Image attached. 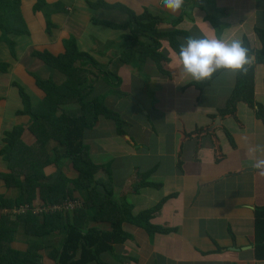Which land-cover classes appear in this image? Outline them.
Listing matches in <instances>:
<instances>
[{"label": "crops", "instance_id": "1", "mask_svg": "<svg viewBox=\"0 0 264 264\" xmlns=\"http://www.w3.org/2000/svg\"><path fill=\"white\" fill-rule=\"evenodd\" d=\"M47 1L56 7V28L51 33L47 32L45 15L33 11L36 0L23 2L22 12L30 30L25 37L30 48L63 54L64 40L75 34L81 51L98 63L94 93L119 111L124 121L119 125L100 115L83 131L82 143L100 167L95 172L97 178L109 180L107 186H101L107 194L104 200L96 195L93 207L76 214L90 200L88 187L77 189L74 197L60 203L77 199L82 203L79 208L33 212L37 216L62 212L61 233L37 238L27 234L21 222L13 247L24 250L33 243L41 245L43 264H264V175L252 167L256 158H264L254 151L256 145H264V64H256V56L251 55L247 67L254 66L255 104L239 100L234 110L227 102L238 74L222 71L200 87L182 76L177 67L179 44L187 36L229 38L236 34L254 50L261 49L258 30H264V0H185L175 13L164 8L160 0H105L122 4L137 15L147 10L160 18L159 32H177L156 37V51L163 55L160 63L151 54L144 60L138 51L131 50V42L124 37L130 35L129 29L97 25L101 30L98 35L106 36L99 40L105 42L104 49L89 37L92 18L102 11L114 16L115 9L90 10L88 1L98 0H77L74 5L71 0ZM118 12L120 22L108 21L124 24L128 16ZM82 43L87 50L81 48ZM7 49L10 58L18 60L19 55L15 58ZM12 67L27 82L28 65ZM35 92L34 99L40 101L44 90L37 86ZM70 98L61 105V114L65 109L78 113V96ZM31 123L30 115L0 116V149L4 131L16 124L26 126L23 138L28 145L35 144L37 136L31 130L35 124ZM49 144L42 148L43 154L61 158L59 164L45 167V173L52 180L62 170L73 179L77 177L71 157L64 156V145L58 141ZM7 165L0 156V173L9 172ZM21 192L19 186L7 188L0 178V202L4 194L16 198ZM100 201L105 204L99 209ZM54 204L44 203L38 192L32 207ZM2 212L7 209L0 207ZM147 213L150 216L145 220ZM115 217L123 219L119 229L113 225ZM76 219L82 232L90 233L88 242L82 240L76 251L60 261L53 255L64 248L66 224ZM100 236L106 237L104 241L111 238L102 252Z\"/></svg>", "mask_w": 264, "mask_h": 264}, {"label": "trees", "instance_id": "2", "mask_svg": "<svg viewBox=\"0 0 264 264\" xmlns=\"http://www.w3.org/2000/svg\"><path fill=\"white\" fill-rule=\"evenodd\" d=\"M24 1L0 0L1 41L7 45L15 58L18 57V43L13 37L30 35L29 27L22 12ZM88 6L92 11L115 9L126 14L128 20L124 24H116L98 17H93L92 22L117 30L130 29V35H124V37L131 42V50L138 51L140 58L144 60L148 54H151L160 63L163 55L156 51L159 48L156 37L164 35L170 37L171 34L177 33L176 31L159 32L157 24L160 22V18L153 16L147 10L143 14L137 15L122 4H109L105 0L88 1ZM60 8L61 6H58L57 9ZM33 11L36 14L42 12L45 15L48 33L56 28V24L53 22L56 7L47 0H36ZM258 36L262 42L261 49L254 50L247 40L244 41V45L249 49L251 55L256 56V64H264V30H258ZM139 37L149 42L140 41ZM171 44L176 45L174 41ZM64 45L66 52L63 54L56 55L50 50H34L32 53L33 57L39 58L48 67L66 76L63 83H58L53 76L46 78L34 74L37 86L45 92L43 100L35 103L31 92L25 85L19 80L12 81V86L19 88L23 100V107L16 110L15 113L16 115H30L32 117L33 125H35H32L31 130L37 136V142L30 146L24 141L23 136L26 131L24 124H16L12 129L5 130L3 133L4 144L0 149V156L8 162L9 172L0 173V178L4 180L7 188L19 186L22 192L16 198H10L5 194L1 197L0 207L1 209L6 208L7 212L0 214V264H43L44 250L41 245L33 243L24 250L13 247L14 234L21 222L25 223V232L37 238L48 236L49 233H61L63 231L62 212H51L45 216L34 215L32 210L13 212V209L20 205L30 204L33 206L38 192L41 193L44 203H60L69 197H74L77 189L88 187L90 200L86 201L85 206L77 210L76 214L93 207L96 195L101 200L107 196L105 192L101 191V186L102 188L107 186L109 180L97 178L95 172H98L100 167L91 160L87 148L82 143L83 131L92 126L100 115L116 120L119 125L124 120L118 111L107 104L104 98L94 93L96 92L95 83L99 79L97 72L94 71V69L98 70L97 61L89 53L81 51L78 41L72 35L64 40ZM151 50L154 53H149ZM9 66L8 63L0 62V75L8 74ZM221 72H217L210 79L200 82V87L209 84L211 79ZM95 78H97L96 81H94ZM70 96H78L80 102L78 113H73L72 109H65L62 114L59 113L61 105L67 102L65 100H71ZM239 100H243L252 106L255 104L254 66L248 68L246 74H238L235 89L232 91L227 105L234 110ZM50 141H58L61 146L64 145V156L71 157L73 168L77 171V177L73 179L62 170L61 174L52 180L45 173V167L51 163L59 164L61 158V156H57L55 159H51L43 154L42 148ZM71 183H73L72 186ZM104 204V201H100L99 209ZM149 216L150 213L145 214V220H148ZM122 220V218L115 217L113 225L118 229L121 228ZM78 223V219H76L66 224L68 233L65 237L64 248L56 251L53 255L54 258H60V261H63L66 255L79 248L82 240L88 242L87 235L89 232L83 233L82 226H79ZM108 235L113 236L114 233H108ZM105 238L101 239L100 242L101 252L107 249L106 242L111 239L107 238L104 241ZM119 239L117 238V240Z\"/></svg>", "mask_w": 264, "mask_h": 264}, {"label": "clouds", "instance_id": "3", "mask_svg": "<svg viewBox=\"0 0 264 264\" xmlns=\"http://www.w3.org/2000/svg\"><path fill=\"white\" fill-rule=\"evenodd\" d=\"M162 6L171 12L179 11L185 0H160ZM252 62L249 49L236 34L229 38L203 35L200 38L187 36L179 44L178 70L182 76L200 83L210 79L215 73L225 71L229 74H246ZM255 152L264 157V145H256ZM254 169L264 175V158H256Z\"/></svg>", "mask_w": 264, "mask_h": 264}, {"label": "rangeland", "instance_id": "4", "mask_svg": "<svg viewBox=\"0 0 264 264\" xmlns=\"http://www.w3.org/2000/svg\"><path fill=\"white\" fill-rule=\"evenodd\" d=\"M71 1L73 2V5H74L77 0H75V1L71 0ZM64 4H66V2H64ZM113 13H114V16H112L109 11H102L101 14L99 13L97 17L103 19V17L106 16V17H108V18H106V20H113L114 22H120L118 17L121 19V13L118 11H115V10ZM24 19H25V17H24ZM93 24L89 28L88 35L91 39L92 38L94 39V42L98 43L100 39H104L106 36H99L98 31H101V30H97L98 26L96 24H94V25ZM104 29H105V33H107L108 32L107 27H105ZM64 35L66 36L67 34H64ZM74 35L75 34H73L72 36H74ZM65 36H62V37H65ZM14 37H16V36H14ZM20 37L23 38L24 40H22L21 38H14L15 40L16 39L19 40V46H17V51H18V55H19L18 60L10 58V56L8 54L7 47H5L2 44V42L0 41V62H5V63H8L10 65L8 74H4V75L1 74L0 75V96L2 97V99H0V116H14V117H16L18 115H15V110H18L19 108L23 107V101H22V97H21L20 92H19V88L17 86H12L13 80H20L22 82V84L25 85L28 90H30V92L33 96V99H34V97L36 96L35 88L37 87V84H35L36 83L35 82L36 76H34V74H37V75H40L43 77L53 76L57 79L58 83H60L61 80L66 79L65 75H63L59 71L51 69L50 67H48V65H46L39 58L34 57V59H33L31 56V52L34 49L30 48V46H29V44H28L29 39L25 36H20ZM90 38H88L86 36V39H90ZM86 44H87V42H85V45ZM85 45L83 43L81 44V48L83 50H87ZM96 45L97 46L100 45L101 49L105 48V42H99ZM25 64L28 65L29 74H30V76H28V74H26L27 82L24 80L23 76L21 77L15 71L17 68L16 69L14 68V67H18L20 65H25ZM11 66H14V67H12L14 69H11ZM31 72L33 73L32 75H31ZM36 90H39V89H36ZM39 98L41 100H43L45 98V94L43 93L42 98L41 97H39ZM37 102L38 101H36L35 103H37ZM59 113H61V108L59 109ZM22 119H24V118H22ZM31 124H33V123H31ZM54 142H56V141H53V142L50 141L49 145L51 146V144ZM30 146H32V145H30ZM53 152L55 153L56 151H53ZM20 206H18V207H20Z\"/></svg>", "mask_w": 264, "mask_h": 264}, {"label": "built area", "instance_id": "5", "mask_svg": "<svg viewBox=\"0 0 264 264\" xmlns=\"http://www.w3.org/2000/svg\"><path fill=\"white\" fill-rule=\"evenodd\" d=\"M25 205V206H24ZM20 207H15L13 209V212H20V211H29L32 210L33 212L37 214H42L46 211H63V210H74L82 206V203L80 200L77 199H68L64 203H57L54 205H51L50 207H32L30 204H24Z\"/></svg>", "mask_w": 264, "mask_h": 264}]
</instances>
